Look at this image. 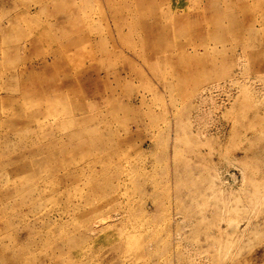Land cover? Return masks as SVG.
<instances>
[{
  "label": "rangeland",
  "instance_id": "obj_1",
  "mask_svg": "<svg viewBox=\"0 0 264 264\" xmlns=\"http://www.w3.org/2000/svg\"><path fill=\"white\" fill-rule=\"evenodd\" d=\"M0 264H264V0H0Z\"/></svg>",
  "mask_w": 264,
  "mask_h": 264
},
{
  "label": "bare ground",
  "instance_id": "obj_2",
  "mask_svg": "<svg viewBox=\"0 0 264 264\" xmlns=\"http://www.w3.org/2000/svg\"><path fill=\"white\" fill-rule=\"evenodd\" d=\"M153 7V6H152Z\"/></svg>",
  "mask_w": 264,
  "mask_h": 264
}]
</instances>
